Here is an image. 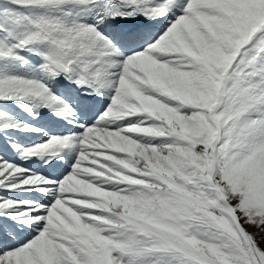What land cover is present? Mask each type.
<instances>
[{"label":"snow or ice","instance_id":"6c2138e0","mask_svg":"<svg viewBox=\"0 0 264 264\" xmlns=\"http://www.w3.org/2000/svg\"><path fill=\"white\" fill-rule=\"evenodd\" d=\"M0 264H264V0H0Z\"/></svg>","mask_w":264,"mask_h":264},{"label":"rangeland","instance_id":"374dc122","mask_svg":"<svg viewBox=\"0 0 264 264\" xmlns=\"http://www.w3.org/2000/svg\"><path fill=\"white\" fill-rule=\"evenodd\" d=\"M248 230L251 231V232H253V233H256V232L259 231V229L257 227H255V226H249V229Z\"/></svg>","mask_w":264,"mask_h":264}]
</instances>
